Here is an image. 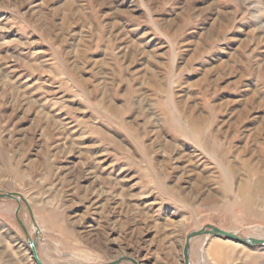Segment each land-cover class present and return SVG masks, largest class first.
Wrapping results in <instances>:
<instances>
[{"label": "rangeland", "instance_id": "1", "mask_svg": "<svg viewBox=\"0 0 264 264\" xmlns=\"http://www.w3.org/2000/svg\"><path fill=\"white\" fill-rule=\"evenodd\" d=\"M0 192L45 264H185L207 225L264 239V0H0ZM17 208L0 264H36ZM190 259L264 247L201 236Z\"/></svg>", "mask_w": 264, "mask_h": 264}, {"label": "water", "instance_id": "2", "mask_svg": "<svg viewBox=\"0 0 264 264\" xmlns=\"http://www.w3.org/2000/svg\"><path fill=\"white\" fill-rule=\"evenodd\" d=\"M0 199H12L18 204V208H17V212H16V219H17L18 223L21 225V227H22V229H23V231L27 237V240H28V243H29V246L31 249L32 257H33L36 264H45L44 261L41 259L40 254H39V250H38L40 229H37L36 237L34 240H32L30 238L28 231L25 228L24 222L19 217V212L22 208L21 201L26 203L25 199L19 194L2 193V192H0ZM201 236L223 238L226 240H231V241H235L237 243H241V244L249 246V247H255V246L264 247V239H262V238L242 237L238 233L227 231V230H224L222 228H219V227H216L213 225H207V226L203 227L202 229L192 231L191 233H189L187 235V237L185 239V246H184V252H183L185 264H191L190 251H191L192 240L196 237H201ZM125 261L130 262L132 264H138L134 259L128 258L125 256L124 257L122 256V257H120L114 261H111L108 263H103V264H121L122 262H125Z\"/></svg>", "mask_w": 264, "mask_h": 264}, {"label": "crops", "instance_id": "3", "mask_svg": "<svg viewBox=\"0 0 264 264\" xmlns=\"http://www.w3.org/2000/svg\"><path fill=\"white\" fill-rule=\"evenodd\" d=\"M15 218H16V216H15ZM16 222L18 223L17 219H16ZM18 225H19L20 230H22V232L24 233V231H23L21 225H20L19 223H18Z\"/></svg>", "mask_w": 264, "mask_h": 264}]
</instances>
